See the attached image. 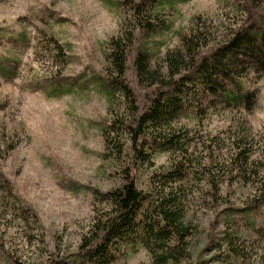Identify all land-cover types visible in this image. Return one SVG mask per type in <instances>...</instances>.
Segmentation results:
<instances>
[{
  "label": "rangeland",
  "instance_id": "374dc122",
  "mask_svg": "<svg viewBox=\"0 0 264 264\" xmlns=\"http://www.w3.org/2000/svg\"><path fill=\"white\" fill-rule=\"evenodd\" d=\"M119 2L0 0V29L26 32L21 44L0 43V60L13 58L8 75L0 80V166L44 227L25 230L9 215L1 217L0 264L74 263L83 242L93 234L92 192L105 193L121 184L108 156L102 157L105 143L99 129L110 122L102 89L108 65L103 53L107 43L120 34ZM263 5L262 0L178 2V11L171 9L165 16L171 21L168 29L151 41L140 36L137 49L130 54L125 83L141 103L140 110L157 88L140 87L136 81L133 66L138 49L151 48L152 69L166 77L165 54L171 50L176 55L181 47L177 32H186L195 17H201L208 28L209 41L200 55L204 56L229 40L239 27L263 23ZM52 36L67 45L66 61L61 56L51 59L46 43ZM251 80L249 88L258 92L253 110L242 106L231 112L221 105L207 113L201 126L195 124V131L213 138L205 141L212 145L210 149L215 153L222 150L217 155L221 159L236 154L238 146L248 149L252 161L263 158L264 76ZM202 144L195 143L198 156L205 154ZM169 159L163 153H155L153 158L156 167L167 165ZM263 174L262 170L247 175V183L242 174H229L221 181L224 191L218 201L190 195L185 203V225L192 233L182 251L173 255L174 261L166 264H264V230L255 235L251 216L241 213L253 203L259 205L256 210L262 218L258 225L264 229L260 213H264V197L256 191ZM140 176L143 181L146 173ZM228 211L233 233L242 236L237 240L239 256L225 245V236L232 231L223 223ZM157 262L138 248L115 264H162Z\"/></svg>",
  "mask_w": 264,
  "mask_h": 264
},
{
  "label": "trees",
  "instance_id": "16d2710c",
  "mask_svg": "<svg viewBox=\"0 0 264 264\" xmlns=\"http://www.w3.org/2000/svg\"><path fill=\"white\" fill-rule=\"evenodd\" d=\"M189 1L121 0L116 6L122 17L120 34L107 43L108 50L103 53L108 65L102 89L107 96L110 122L99 129L105 143L102 157L108 156L115 175L121 176V184L105 193L92 192L93 234L85 239L71 264H115L121 256L133 254L138 248L159 263L173 262V255L182 251L192 233L185 225V203L190 195L197 193L218 201L224 191L221 181L229 174H242V181L247 183V175H258L262 170L264 173V155L252 161L248 149L238 146L236 154L221 159L217 155L222 150L215 153V149H210L212 145L205 142L213 138L194 128L195 124L201 126L209 111L221 105L231 112L242 106L249 111L255 108L258 92L250 89L248 83L264 76V21L239 27L229 40L200 56L207 47L209 33L202 18L195 17L186 32H177L181 47L176 55L171 50L165 54L168 76L152 69L151 48L146 45V50H137L133 67L138 85L157 88L141 110V103L125 83L129 57L137 49L140 36L151 41L162 34L171 23L165 18L167 12L178 11V2ZM25 37V31L15 34L0 29V43L7 40L18 45ZM46 47L51 59L61 56V61L67 60V45L55 36ZM12 59L0 60V80L8 75ZM195 143H203L204 155L198 156L197 148L193 150ZM155 153L170 156L168 164L156 167ZM145 173L142 181L140 175ZM258 185L256 191L264 197V174ZM258 206L253 203L240 211L251 216L255 235L264 230L258 225L262 218H258ZM4 215L25 230H44L39 217L19 196L0 166V218ZM223 215L224 226L232 229V213ZM228 233L231 235L225 236V245L239 256L237 240L242 236L238 232L235 235L233 229Z\"/></svg>",
  "mask_w": 264,
  "mask_h": 264
}]
</instances>
